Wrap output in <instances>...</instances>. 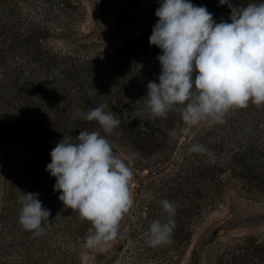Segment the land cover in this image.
Here are the masks:
<instances>
[{"label":"trees","instance_id":"1","mask_svg":"<svg viewBox=\"0 0 264 264\" xmlns=\"http://www.w3.org/2000/svg\"><path fill=\"white\" fill-rule=\"evenodd\" d=\"M191 2L206 6L217 23L231 22V9L219 0ZM231 2L246 6L264 0ZM82 6L83 0H0V152L17 142L28 151L26 157L8 151L0 176V264H82V243L92 225L64 207L46 166L64 136L74 141L83 130L107 136L116 155L125 152L120 157L131 169L152 165L148 159L154 155L162 162L176 153L169 168L152 174L134 207L143 213L147 233L152 221L168 219L160 201L172 202L171 242L148 246L136 221L131 237H140L141 254L159 264H177L197 218L221 204L228 191L264 201V106L235 108L224 123L202 122L180 142L188 126L179 115L181 106L166 118H153L145 107L146 85L159 83L161 71L162 51L149 43L159 3L135 15L149 22L143 32L108 49L104 42L76 37ZM119 31L120 24L113 35ZM100 104L121 120L111 135L79 115ZM194 144L206 151L189 153ZM20 190L39 193L51 210L43 235L34 236L18 223ZM205 264H264V230L213 242Z\"/></svg>","mask_w":264,"mask_h":264},{"label":"clouds","instance_id":"2","mask_svg":"<svg viewBox=\"0 0 264 264\" xmlns=\"http://www.w3.org/2000/svg\"><path fill=\"white\" fill-rule=\"evenodd\" d=\"M219 4L231 9V22L221 18L217 23L206 6L191 0H160L149 43L162 51L157 57L161 71L159 83H147L144 98L153 118H166L181 106L179 115L189 126L224 123L235 108L264 106V2ZM105 109L100 104L79 115L111 135L121 120ZM205 151L198 144L189 148V153ZM50 156L46 171L56 178L59 200L92 225L84 237L86 247L106 251L120 238L121 222L134 206L133 170L98 131H80L74 141L64 136ZM20 191L18 223L34 236L43 235L51 210L43 206L39 193ZM160 205L168 219L149 225L150 247L170 243L175 228L176 206L167 199Z\"/></svg>","mask_w":264,"mask_h":264},{"label":"rangeland","instance_id":"3","mask_svg":"<svg viewBox=\"0 0 264 264\" xmlns=\"http://www.w3.org/2000/svg\"><path fill=\"white\" fill-rule=\"evenodd\" d=\"M156 3H160V0H83V15L78 24L76 37L86 43L104 42L103 48H113L122 40L140 34L148 27L149 22L145 17L135 15H138L145 7ZM118 24H120V31L117 35H113ZM198 126L188 125L180 142L191 137ZM8 151L28 156L27 147L23 142H17L7 149H2L0 152V176L2 177L5 174L4 161ZM119 155L126 154L119 151ZM175 155L174 152V155L162 162H160L161 156L154 155L148 159L152 165L145 168H132L134 178L131 189L134 206L131 214L128 216L126 214L121 222L120 238L112 242L103 252L86 247L84 241L81 248L82 264H159L153 256L141 254L140 249L143 246L138 241L140 237H131L134 221L140 234L146 233L141 227L143 213L135 211L134 207L152 174L157 170L169 168ZM193 226V235L189 242L180 248L182 252L177 258V264H205L208 247L213 242L264 230V201L246 198L230 190L221 204L205 211L197 218Z\"/></svg>","mask_w":264,"mask_h":264}]
</instances>
